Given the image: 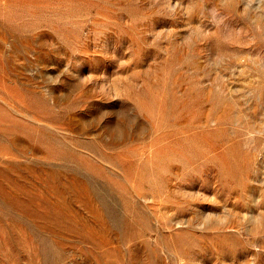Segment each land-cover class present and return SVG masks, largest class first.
<instances>
[{"label":"rangeland","instance_id":"374dc122","mask_svg":"<svg viewBox=\"0 0 264 264\" xmlns=\"http://www.w3.org/2000/svg\"><path fill=\"white\" fill-rule=\"evenodd\" d=\"M0 264H264V0H0Z\"/></svg>","mask_w":264,"mask_h":264}]
</instances>
